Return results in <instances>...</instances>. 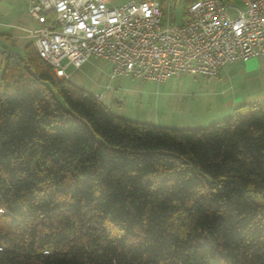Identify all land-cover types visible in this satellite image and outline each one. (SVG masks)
I'll return each mask as SVG.
<instances>
[{"label": "trees", "instance_id": "1", "mask_svg": "<svg viewBox=\"0 0 264 264\" xmlns=\"http://www.w3.org/2000/svg\"><path fill=\"white\" fill-rule=\"evenodd\" d=\"M0 264H264V103L157 127L5 51Z\"/></svg>", "mask_w": 264, "mask_h": 264}, {"label": "built area", "instance_id": "2", "mask_svg": "<svg viewBox=\"0 0 264 264\" xmlns=\"http://www.w3.org/2000/svg\"><path fill=\"white\" fill-rule=\"evenodd\" d=\"M28 14L39 24L35 50L60 80L90 57L110 62V77L163 83L218 76L227 64L264 55V0H197L181 23L158 0H30Z\"/></svg>", "mask_w": 264, "mask_h": 264}, {"label": "rangeland", "instance_id": "3", "mask_svg": "<svg viewBox=\"0 0 264 264\" xmlns=\"http://www.w3.org/2000/svg\"><path fill=\"white\" fill-rule=\"evenodd\" d=\"M126 1L129 0H112L114 5ZM158 1L168 6V19L172 23L182 22L176 0ZM229 4L238 7L240 0H231ZM5 46V40L0 39V52ZM24 47L15 45L12 50L23 55ZM2 71L0 62V78ZM65 71L69 83L90 95L101 93L105 104L113 105L114 116L169 129H205L232 117L241 106L264 103V55L227 64L218 76L185 74L163 83L110 77L111 63L101 57H90L80 67L70 65Z\"/></svg>", "mask_w": 264, "mask_h": 264}, {"label": "crops", "instance_id": "4", "mask_svg": "<svg viewBox=\"0 0 264 264\" xmlns=\"http://www.w3.org/2000/svg\"><path fill=\"white\" fill-rule=\"evenodd\" d=\"M29 1L30 0H14L13 2H8L6 0H0V39L5 40L6 43L5 48L0 52V62L2 66L3 53L5 51L16 54L12 50L15 45L24 44L26 47L34 41V33L38 30L39 24L28 14ZM166 8H168V6L163 4L162 10L164 16L168 18ZM26 11L27 14L25 13ZM99 95H101V93L93 96L97 97ZM104 101L105 97L102 103L111 111L113 105L109 107ZM116 104L120 105L121 103L116 102Z\"/></svg>", "mask_w": 264, "mask_h": 264}]
</instances>
